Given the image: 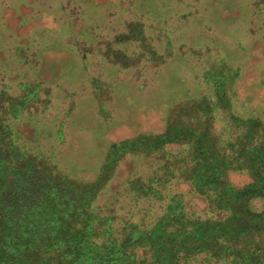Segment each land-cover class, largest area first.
<instances>
[{"label":"rangeland","instance_id":"obj_1","mask_svg":"<svg viewBox=\"0 0 264 264\" xmlns=\"http://www.w3.org/2000/svg\"><path fill=\"white\" fill-rule=\"evenodd\" d=\"M221 61L239 74L232 113L264 121V0H0V89L14 114L23 109L16 119L0 109V121L24 136L27 152L83 180L95 177L111 143L161 132L177 105L213 99L202 75ZM225 118L216 119L218 132ZM161 163L159 155L119 163L93 203L115 216L116 231L161 213L164 203L135 200L124 182ZM228 180L241 187L248 177L229 172ZM169 189L210 216L187 183ZM250 206L258 212L264 202Z\"/></svg>","mask_w":264,"mask_h":264},{"label":"trees","instance_id":"obj_2","mask_svg":"<svg viewBox=\"0 0 264 264\" xmlns=\"http://www.w3.org/2000/svg\"><path fill=\"white\" fill-rule=\"evenodd\" d=\"M217 64L202 75L213 99L177 105L161 132L111 143L91 180L27 152L19 143L24 136L1 120L0 264H264V207L250 206L254 198L264 202V121L232 113L238 70ZM9 99L0 89L2 114L19 118L23 109L14 114ZM222 115L224 134L214 126ZM126 155L162 158L149 176L130 174L124 182L135 200L164 206L155 219L124 222L116 231L115 216L93 203ZM229 172L248 182L233 185ZM174 180L187 183L212 215L191 210L183 192L170 194Z\"/></svg>","mask_w":264,"mask_h":264}]
</instances>
